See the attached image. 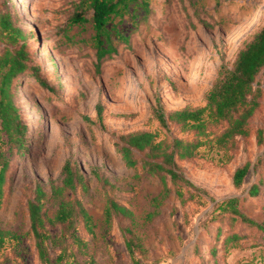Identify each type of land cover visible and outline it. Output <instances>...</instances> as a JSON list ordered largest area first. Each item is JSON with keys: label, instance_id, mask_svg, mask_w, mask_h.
<instances>
[{"label": "rangeland", "instance_id": "rangeland-1", "mask_svg": "<svg viewBox=\"0 0 264 264\" xmlns=\"http://www.w3.org/2000/svg\"><path fill=\"white\" fill-rule=\"evenodd\" d=\"M79 1L0 0V11H10L17 25L35 34L29 51L48 85L28 72L14 89L26 130L19 150L0 145L9 159L0 230L14 235L0 245V264H263L264 228L220 207L237 198L248 219L264 222V69L256 80L261 106L250 120V135L237 137L227 150L207 147L177 160L186 182L176 185L168 176L167 194L161 180L148 174L146 152L134 151L138 164L129 169L116 143L144 131L167 143L192 140L174 125L162 127L154 110L205 106L222 66L231 68L264 26V0H149L148 14L132 6L114 22L127 41H115L117 54L99 70L92 24L69 25ZM67 161L82 181L65 196L78 201L91 221L80 216L75 232L46 221L42 263L28 204L41 190L46 220L54 219L59 199L52 187L62 185ZM246 163L249 173L236 188L234 173ZM253 186L259 194L249 197ZM108 200L130 215L106 220Z\"/></svg>", "mask_w": 264, "mask_h": 264}, {"label": "trees", "instance_id": "trees-1", "mask_svg": "<svg viewBox=\"0 0 264 264\" xmlns=\"http://www.w3.org/2000/svg\"><path fill=\"white\" fill-rule=\"evenodd\" d=\"M132 6L142 8L146 14L149 12V0H80L75 5L69 25L92 24L95 33L92 43L98 70L106 60L117 54L115 41H127L114 22L129 14ZM90 12L91 17L88 18ZM34 36L29 28L16 24L10 11H0V44L3 45L0 51V145L2 143L10 145L11 149L16 147L19 150L23 147L22 141L26 130L15 101L14 89L18 88L22 76L28 72L36 76L42 87L48 88L47 83L40 77L39 67L33 65L29 51ZM263 69L264 26L239 50L231 68L222 66L206 96L205 106L184 108L169 113H165L162 106L154 110V115L162 127L169 128V124L174 125L183 132L192 134L193 139L174 138L167 143L165 140L157 141V134L149 131L121 136L120 141L116 143V149L125 166L129 169L137 166L134 151L146 152L144 166L147 167L148 174L161 180L166 194L169 190L168 176L176 185L179 180L186 182L177 173V160L192 159L201 153L202 148L227 150L237 137L250 135V120L261 106L259 101L261 91L256 80ZM2 138H6L7 142H2ZM249 166V163H246L235 171L233 184L236 188L242 186L249 173ZM8 169L9 159L0 149V200L4 193ZM62 174L64 176L62 185L52 187V196L59 199V207L53 220H46V213L43 211L44 193L41 190H38L40 195L28 204L31 231L42 263L47 262V235L43 233L46 221L52 225L73 229L74 232L80 216L91 221L78 201L65 196L66 193L76 191L82 181V175L78 170H73L68 161L63 167ZM176 194L184 203V193L180 188ZM258 194V188L251 187L249 197ZM220 209L225 213L230 212L258 229L264 228V222L250 220L241 212L237 198L222 201ZM116 215L129 216L130 212L118 203L108 200L105 207L106 220ZM7 237L12 239L14 235L10 231L0 230V245ZM132 244L131 239L126 240L127 250L134 260Z\"/></svg>", "mask_w": 264, "mask_h": 264}, {"label": "bare ground", "instance_id": "bare-ground-1", "mask_svg": "<svg viewBox=\"0 0 264 264\" xmlns=\"http://www.w3.org/2000/svg\"><path fill=\"white\" fill-rule=\"evenodd\" d=\"M27 23H28V24H29V23L31 24V20H30V19H29V20H27Z\"/></svg>", "mask_w": 264, "mask_h": 264}]
</instances>
